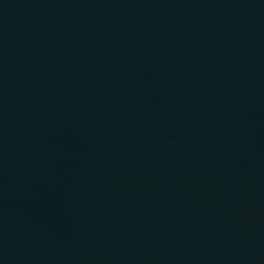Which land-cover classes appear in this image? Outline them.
<instances>
[{
  "label": "water",
  "instance_id": "obj_1",
  "mask_svg": "<svg viewBox=\"0 0 264 264\" xmlns=\"http://www.w3.org/2000/svg\"><path fill=\"white\" fill-rule=\"evenodd\" d=\"M0 264H264V0H0Z\"/></svg>",
  "mask_w": 264,
  "mask_h": 264
}]
</instances>
